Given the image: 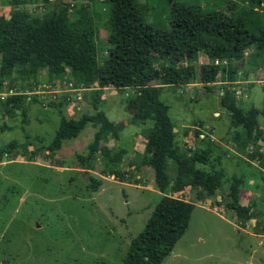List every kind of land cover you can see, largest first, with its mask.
<instances>
[{
	"label": "rangeland",
	"instance_id": "obj_1",
	"mask_svg": "<svg viewBox=\"0 0 264 264\" xmlns=\"http://www.w3.org/2000/svg\"><path fill=\"white\" fill-rule=\"evenodd\" d=\"M4 1L0 0V21L11 15L12 6ZM57 1L69 7L72 19H92L98 43V61L104 64L115 43L112 31L104 25L108 14L106 4L103 0ZM139 1L148 21L156 20L159 14L165 15L172 2ZM199 1L204 5L209 1L222 6L228 1L249 5L247 0ZM55 4L56 0H18L17 5L33 16L45 19ZM253 6L264 13V6ZM247 53L243 59L235 61L241 78L237 82L241 86L237 87L240 90H237V97L246 107L262 108L264 68L250 73L245 80V65L251 59L252 50L248 49ZM153 60L157 66L163 62L157 54ZM209 62L207 54L201 52L195 61L198 74L195 82L165 86L161 99L170 105V116L178 131L183 130V124L203 123L206 127H214L216 138L221 137L220 141L224 142L221 149L214 150L211 162L200 167L224 169L229 177L241 175L249 169L226 145L234 144L236 129L232 127L230 112L221 104L219 95L222 92H208L201 82V65ZM180 63L185 64V59ZM36 77L38 84L34 83V76L25 79L27 81L20 76L13 77L14 85L26 93L27 99L11 117L10 114L3 116L8 93L0 91V124L5 122L10 126L0 133V144L15 140L19 151L18 155L4 154L0 159V264H123L131 240L144 230L162 197L154 185V170L144 163V151L131 157L127 156L129 152L126 154L122 164L129 171L126 181L102 174L105 157L100 154L93 160L95 167L83 168L78 155L89 153V145L98 131V126L90 122L77 137L64 140L61 148L50 154L47 149L56 135L61 113L72 118H79L84 112L92 113L98 84L94 83L91 89L76 87L47 69ZM217 80H221L220 74ZM131 93L132 88L108 86L98 95L100 107L108 118L121 125L120 139L112 138L106 142L110 147L129 149L132 145L131 148L136 146L140 149L144 142L141 133L145 125L133 122L131 113L126 110L125 100ZM260 121L263 124V118ZM195 135L193 131L194 142ZM189 145L194 146L193 143ZM32 150L37 154L28 159L25 152ZM248 154L245 157L250 160ZM259 165L264 168L261 159ZM91 175L104 178L96 191L91 187ZM137 178L139 183L135 184ZM217 193L218 196L213 197L200 196L199 189L188 188L176 194L195 206L185 234L160 264H264V217L256 218L255 225L247 222L242 226L236 213L226 206V199L222 200V195H229L228 182ZM261 193L254 196L244 189L241 201L248 205L256 200V210H262L263 188ZM257 229L262 235L257 233Z\"/></svg>",
	"mask_w": 264,
	"mask_h": 264
},
{
	"label": "trees",
	"instance_id": "obj_2",
	"mask_svg": "<svg viewBox=\"0 0 264 264\" xmlns=\"http://www.w3.org/2000/svg\"><path fill=\"white\" fill-rule=\"evenodd\" d=\"M248 1L245 6L236 1L222 6L216 1L204 5L199 0H172L165 15L148 21L139 0H103L108 13L104 25L115 38L104 64L98 61L92 19H72L69 7L57 0L45 19L21 9L18 0L4 1L12 6L10 17L0 21V91L8 93L4 117L6 114L11 117L27 99L26 93L14 85V76L24 80L34 76V83L38 84L36 76L47 69L76 87L91 89L94 83L98 84L92 113L84 112L79 118L61 113L56 135L47 149L50 154L56 153L64 140L77 137L89 122L95 123L98 131L89 145V153L78 155L81 166L95 167L93 160L100 154L105 157L102 174L126 181L129 171L122 164L128 149L106 143L112 138L120 139L121 125L108 118L98 95L108 86L133 89L125 100L126 110L133 122L145 125L141 133L145 138L142 157L153 168L154 185L162 197L144 230L131 240L123 264H160L171 254L185 234L195 206L176 195L188 188L199 189L200 196L213 197L228 182L229 195H222V200L226 199V206L236 213L242 226L253 218L264 217V209L256 210V200L248 205L241 203V194L248 186L246 172L229 177L224 169L200 167L212 159L210 136L205 134L202 138L203 132L196 129L194 146L189 145L190 141L185 140L189 132L186 130L182 135L180 130L175 131L177 125L169 114L170 105L161 99L165 85L195 82L198 75L195 61L204 52L211 62L201 65V82L209 92H222L221 104L231 114L238 147L247 152L255 130L257 138L264 141V128L258 126L260 118L264 120V107H246L237 97L240 85L237 82L241 78L235 61L243 59L245 51L251 49L248 61L251 66L243 77L248 79L250 71L264 68V13L253 6L263 7L264 0ZM155 54L163 61L159 66L154 63ZM182 59L186 63L178 64ZM216 59L227 63L216 64ZM219 74L224 82L218 87L214 82ZM9 128L3 122L0 133ZM201 142L205 145L201 146ZM16 148L15 140L0 144V159L4 154L18 155ZM25 153L32 159L37 151ZM261 164L264 167V153ZM103 181V177L91 175L93 190H98ZM134 183L138 184L139 179ZM222 200L217 199L220 203Z\"/></svg>",
	"mask_w": 264,
	"mask_h": 264
},
{
	"label": "crops",
	"instance_id": "obj_3",
	"mask_svg": "<svg viewBox=\"0 0 264 264\" xmlns=\"http://www.w3.org/2000/svg\"><path fill=\"white\" fill-rule=\"evenodd\" d=\"M2 6H6V5H2ZM245 54H248L247 53V50L245 51ZM244 57H245V55H244ZM250 64L249 63H246V65H245V69H246V71H249V69H250ZM254 72V71H253ZM253 72H251L250 71V73L252 74ZM245 79V78H244ZM250 79V78H249ZM245 80H248V79H245ZM218 81V83H216L217 84V86H221V84L224 82L223 80H222V76H221V80H217ZM257 81H259V80H257ZM193 83V82H192ZM259 83H261L260 81H259ZM191 84V83H190ZM252 84H253V82L251 81V83H250V85L252 86ZM165 86H168V85H165ZM237 87H241L240 85H238ZM241 90H242V88H241ZM209 92V91H208ZM170 114V113H169ZM173 120V119H172ZM175 123V122H174ZM176 124V123H175ZM184 126H183V130L181 131V134L183 135V133H185V131L187 130L188 132H189V135H187V136H185V140H189L190 142V144H194L195 142L192 140V133H193V131H196V129H199L201 132H203V133H201L200 134V136L203 138L204 136H205V134H207V135H209L210 136V139H211V142H212V145H211V149H212V154L214 153V150H217V149H221V145H223L224 144V142H221L220 140H221V137L218 139V138H216V136H215V131H216V129L213 127V128H209V127H206L203 123H200V125H197L196 123H191V124H183ZM234 129H236V128H234ZM232 130V129H231ZM231 130H229V132H231ZM236 134V133H235ZM235 134H234V136H235ZM233 136V137H234ZM232 137V138H233ZM235 139V138H234ZM137 143V142H136ZM138 144H140L139 142H138ZM142 145V147H140V149H139V147H133V148H131L132 147V145H130V148L128 149V151H129V153L127 154V156L128 157H131V156H133L132 154H134V153H141L142 151H144V149H145V138H144V142L141 144ZM205 145V143H202L201 142V146H204ZM226 145H228L229 146V150L230 151H233L234 153H235V155H237L238 156V160H239V162L240 161H242V162H244V161H246V163H245V165L248 167V169L249 170H246V175H247V178H248V186L245 188V190H249L252 194H253V192L251 191V187H254V185H253V183H252V181H253V173L251 172V167L249 166L250 165V160L248 159V157H245V155L247 154V152H249L247 149V152H244L243 150H241L239 147H238V143L236 142V140L234 141V144H229V143H226ZM138 148V149H137ZM136 150V151H135ZM243 153H245L244 155H243ZM131 154V155H130ZM130 155V156H129ZM249 157L251 158V155H250V152H249ZM226 156L228 157V158H232L231 156H229V154H226ZM247 156V155H246ZM249 160V161H248ZM238 162V161H237ZM261 170V169H260ZM259 170V171H260ZM263 170V169H262ZM258 180V179H257ZM264 180V179H263ZM263 180H259L258 181V184H257V186H256V188L257 189H259V192L261 193V189L263 188L264 189V182H263ZM259 185H260V187H259ZM262 194V193H261ZM263 196V195H262ZM210 200V199H209ZM241 203H243L242 201H241ZM254 219V218H253ZM256 218H255V220H252L251 222H252V224L253 225H255V222H256ZM260 220H261V218H260ZM257 223V222H256ZM260 223V222H259ZM264 224V223H263ZM261 234V233H260ZM259 234V235H260ZM262 235V234H261Z\"/></svg>",
	"mask_w": 264,
	"mask_h": 264
},
{
	"label": "flooded vegetation",
	"instance_id": "obj_4",
	"mask_svg": "<svg viewBox=\"0 0 264 264\" xmlns=\"http://www.w3.org/2000/svg\"><path fill=\"white\" fill-rule=\"evenodd\" d=\"M262 125L263 124L260 121L258 126L261 128ZM262 141H263L262 139L257 138V130H255V133L252 137V140L250 142H248L249 145L247 147V150L250 152V155H251L249 166L251 167L250 169H251V172L253 173L252 183H253L254 187H252V189H253L252 192H253L254 196L255 195H257V196L261 195V193L259 192V189H257L256 186L258 184L259 179L263 180L262 177L264 176V172L262 173L264 168H262L259 165L261 155L264 153V143H262ZM259 145H262L263 147L259 148ZM258 150H259V152H258ZM260 169H263V170L261 171ZM259 221H261V220L259 219Z\"/></svg>",
	"mask_w": 264,
	"mask_h": 264
},
{
	"label": "built area",
	"instance_id": "obj_5",
	"mask_svg": "<svg viewBox=\"0 0 264 264\" xmlns=\"http://www.w3.org/2000/svg\"><path fill=\"white\" fill-rule=\"evenodd\" d=\"M219 63H227V60L220 61L219 59H217L216 64H219ZM237 90L240 91L239 88Z\"/></svg>",
	"mask_w": 264,
	"mask_h": 264
},
{
	"label": "water",
	"instance_id": "obj_6",
	"mask_svg": "<svg viewBox=\"0 0 264 264\" xmlns=\"http://www.w3.org/2000/svg\"><path fill=\"white\" fill-rule=\"evenodd\" d=\"M178 129L177 128H175V131H177ZM262 143H264V141H262ZM252 220H255V218L254 219H252Z\"/></svg>",
	"mask_w": 264,
	"mask_h": 264
}]
</instances>
